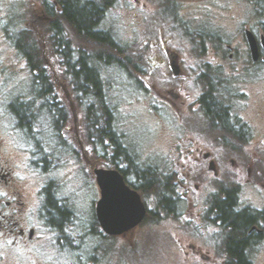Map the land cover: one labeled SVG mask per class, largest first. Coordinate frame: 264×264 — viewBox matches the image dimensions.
Returning a JSON list of instances; mask_svg holds the SVG:
<instances>
[{"label": "flooded vegetation", "instance_id": "af4514ba", "mask_svg": "<svg viewBox=\"0 0 264 264\" xmlns=\"http://www.w3.org/2000/svg\"><path fill=\"white\" fill-rule=\"evenodd\" d=\"M50 7L56 13L62 12L58 1ZM42 10L41 20L48 24L54 23L48 5H43ZM25 18V30L28 31L30 13H25ZM13 28L3 27L4 41L15 45L21 60L28 65L27 55L17 47L22 37L16 38ZM24 42L27 45L31 43L30 30L25 33ZM45 42H38L40 53L37 54L42 58L46 55ZM12 48L15 53L11 55L16 56L17 50ZM165 54L170 62L175 56L169 50L156 53L155 56L162 57ZM56 56L60 57L62 53L56 52ZM246 56L256 68L264 64L261 46L257 62L253 61L250 51ZM179 65L180 75L172 73L175 78L183 75L180 56ZM23 68L6 66L1 70L4 75L0 76V264H118L117 261H111L115 257L114 251H122L127 245L133 247L139 227L151 215L161 216L162 212L176 223L175 230L183 232L179 235L185 236L180 244L178 240L175 242L177 250L185 251L187 256L192 253L198 259L197 262L264 264V133H256L254 123L236 115L233 87L225 84L217 86L211 81L204 85V92L196 106L190 104L186 127L195 129L189 122L194 118L207 124L209 129L194 133L198 138H187L188 143L176 150L186 158L184 161L187 164L183 165V172L175 173L173 183L164 185L170 195L165 198V209L159 206L160 211L151 212L146 201L150 194L136 189L126 180V184L141 195L148 214L134 230L115 236L105 233L98 221L97 204L101 199V191L95 169L117 168L106 166L101 160L95 161L94 141L89 140L87 144L80 145L78 111L74 100L66 101L74 116L63 129L64 138L69 144L67 156L59 153L63 148L61 134L53 135L55 141L59 140L58 143L44 140L47 134L44 136L42 132L45 127L43 116L45 113L49 117L51 115L52 123L56 112L49 108L48 95L39 94L36 84L31 86L33 95L27 93L13 101L9 97L5 100L3 90L7 85L4 82H8V93L16 92L28 78L22 76L26 73L21 74ZM29 71L35 82L30 67ZM10 76L14 77L11 79ZM65 89L58 82L52 86L51 96L57 101L50 103L62 105L60 98ZM210 91L212 95L209 96ZM160 99L174 110L167 97L160 96ZM175 114L180 118L178 111ZM21 115L26 117L23 122L20 120ZM182 125V120H179V126ZM54 129L59 130L57 126ZM108 143V155L103 156L104 161L113 154L110 139ZM47 145L55 150L47 149ZM192 165H202L201 180H198ZM80 167L94 174L99 196L98 200L95 198L93 201L92 228L84 224L83 230L79 227L80 215L76 201L79 182L78 185L75 183L78 174L74 173L79 172ZM66 169L69 171L64 173ZM163 184L158 181L155 188L159 189ZM228 210L233 214L232 225L227 222L225 212ZM232 246L239 255L232 253Z\"/></svg>", "mask_w": 264, "mask_h": 264}, {"label": "rangeland", "instance_id": "374dc122", "mask_svg": "<svg viewBox=\"0 0 264 264\" xmlns=\"http://www.w3.org/2000/svg\"><path fill=\"white\" fill-rule=\"evenodd\" d=\"M56 1L0 0V76L4 75L1 72L4 67L17 65L25 68L21 74L26 72L22 76L28 77L13 93H8V82H4L7 86L3 95L5 100L9 97L12 101L19 98V95H33L31 86H34V81L30 76L29 66L21 60V54L15 45L5 42L2 35L3 27L6 26L11 29L14 27L16 38L30 30L31 35L38 37L39 42L46 41L44 59L48 70H51L49 73L53 76L55 86L58 82L66 87L63 97L60 98V106L66 108L70 121L74 116L66 101L76 102L80 145L87 144L89 140L94 141L95 161L101 160L106 166L113 165V154L110 159L103 160V156L108 155L105 152L109 145L108 140L104 143L93 140L94 136L101 134L93 128L89 134L88 105L81 102L76 86L71 83L64 66V57L56 56L53 41L48 39L49 24L41 20L43 5L51 6ZM105 1L108 5L105 7L101 28L110 32L126 49V56L131 62L129 69L133 67L136 70L133 74L119 66H103L100 71L114 114L112 125L137 162L156 168L158 173L165 177L174 176L177 171L183 172V165L187 164L184 161L186 158L176 150L188 143L187 138H198L194 133L209 129L207 124L194 118L189 122L195 129L186 127V117L190 114V104L196 106L204 92V85L211 81L217 86L225 84L233 87L236 115L254 123L256 133H264V64L257 68L249 66L251 60L246 55L250 50L245 38L247 28L258 38L260 33L264 32V10H257L255 4L259 0ZM261 3L264 6V0H261ZM25 13H30L31 17L28 31L25 30ZM71 38L72 48L79 53V40L74 36ZM216 40L220 43L218 47ZM12 46L17 50L16 56L11 55L14 52ZM83 46L82 49L90 48V45ZM166 50L180 56L183 69L181 77L172 76L170 59L166 54L162 57L155 56L156 53H165ZM251 68L253 72L250 73ZM10 77L12 79L14 76ZM160 96L167 97L174 110L162 102ZM194 109L197 110L195 107ZM6 111L9 110L6 108ZM175 111H178L180 118ZM43 118L45 127L42 132L44 136L47 134L44 140L58 143L59 140L55 141L56 137L53 135L61 134L63 148L59 153L67 156L69 144L67 138H64L63 122H59V130L56 131L55 126L52 127L54 122H50L51 115L49 117L45 113ZM179 120H182V127L179 126ZM102 121L105 123V129V118ZM46 148L55 150L51 145ZM192 169L195 170L198 180H201L202 165H192ZM79 170L74 172L78 174L75 185L79 182L78 196L74 194V197H77L79 227L83 230L84 224L88 228V225L93 223V201L95 198L98 200L99 196L94 174L86 168L80 167ZM68 171L66 169L64 173ZM146 201L151 212L160 211L155 195H147ZM95 225L97 227L96 223ZM175 227L176 223L165 213L162 212L161 216L157 217L151 215L148 221L139 227L134 246L127 245L122 251L115 250L112 263L203 264L197 262L198 259L192 256V253L187 256L185 251L177 250L175 242L178 240L180 244L185 236L179 235L183 232L175 230ZM112 246L115 248L114 243Z\"/></svg>", "mask_w": 264, "mask_h": 264}, {"label": "trees", "instance_id": "16d2710c", "mask_svg": "<svg viewBox=\"0 0 264 264\" xmlns=\"http://www.w3.org/2000/svg\"><path fill=\"white\" fill-rule=\"evenodd\" d=\"M57 1L62 7L61 13H56L54 8L48 6V11L53 16L52 19L54 21V23L49 24L48 39L53 41L55 52L62 53L64 66L71 79L70 81L76 86V91L80 96L81 102L88 105L87 119L89 134H91L92 128L95 132H101L99 136H94L95 138L91 139L104 143L109 138L111 146L113 147V167L122 172L126 180L132 183L136 189L146 191L147 194L155 195L159 206L165 209V198L170 195L168 192L169 189L164 187V185L173 183L175 177L162 176L156 168L137 162L129 148H125L122 137L112 125L114 114L109 105L106 84L100 68L103 66H119L133 74L136 68L132 67V69H129L131 62L126 56V49L118 43L110 32L101 28L105 7L108 5V2L105 0L102 3L96 0ZM255 4L257 10H264L261 0L259 2L256 1ZM73 36L79 40L81 44L79 46L82 47L86 44L90 45V48L82 49L80 47L78 50L79 53H76V50L72 48L73 41L71 37ZM21 37L22 41H17V47L28 57V65L33 73L34 80H36L34 84L39 87V94L48 95L49 108L53 109L57 114L53 116L52 121L58 128L59 122H63L65 127L69 122L66 108L57 103H50L57 101L55 97L51 96L52 86H55V84L52 81L53 76L49 73L51 70H48L46 60L37 54L40 53L38 37L34 34L31 35V45H27V42H24L25 33L21 34ZM215 43L217 47L220 45L219 40H216ZM249 63L250 67H255L251 62ZM250 70L253 69L251 68ZM208 95H212V91ZM68 101L71 102V100ZM58 116L62 118L59 119ZM104 118L106 120L105 129L103 128L105 123L102 121ZM20 120L23 122L26 120V117L21 115ZM89 136L91 137V135ZM108 148L106 147L105 150ZM158 181L165 184L160 185L159 189H156L155 186H157L156 183ZM229 211L231 210L225 213L227 214V222L232 225L234 218L232 212ZM231 251L233 254L239 255L238 250L234 249L233 246L231 247Z\"/></svg>", "mask_w": 264, "mask_h": 264}, {"label": "water", "instance_id": "95a60500", "mask_svg": "<svg viewBox=\"0 0 264 264\" xmlns=\"http://www.w3.org/2000/svg\"><path fill=\"white\" fill-rule=\"evenodd\" d=\"M250 53L254 62L260 58V46L264 50V34L259 38L251 29H245ZM175 76L181 73L179 56L170 62ZM101 199L97 204V217L103 231L109 235H122L138 227L147 217V207L141 195L126 184L125 176L117 169H95Z\"/></svg>", "mask_w": 264, "mask_h": 264}, {"label": "bare ground", "instance_id": "6f19581e", "mask_svg": "<svg viewBox=\"0 0 264 264\" xmlns=\"http://www.w3.org/2000/svg\"><path fill=\"white\" fill-rule=\"evenodd\" d=\"M237 207V206H236Z\"/></svg>", "mask_w": 264, "mask_h": 264}]
</instances>
